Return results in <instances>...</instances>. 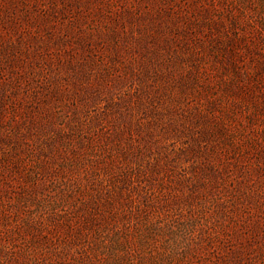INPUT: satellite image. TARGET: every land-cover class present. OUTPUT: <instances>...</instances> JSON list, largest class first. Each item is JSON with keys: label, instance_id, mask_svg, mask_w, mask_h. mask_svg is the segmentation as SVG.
Here are the masks:
<instances>
[{"label": "rangeland", "instance_id": "obj_1", "mask_svg": "<svg viewBox=\"0 0 264 264\" xmlns=\"http://www.w3.org/2000/svg\"><path fill=\"white\" fill-rule=\"evenodd\" d=\"M0 264H264V0H0Z\"/></svg>", "mask_w": 264, "mask_h": 264}]
</instances>
